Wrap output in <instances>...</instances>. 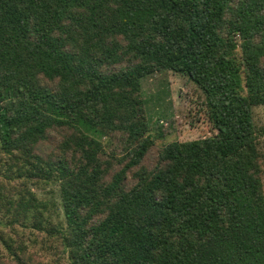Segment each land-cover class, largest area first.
Returning <instances> with one entry per match:
<instances>
[{"label":"trees","instance_id":"obj_1","mask_svg":"<svg viewBox=\"0 0 264 264\" xmlns=\"http://www.w3.org/2000/svg\"><path fill=\"white\" fill-rule=\"evenodd\" d=\"M163 70L216 132L150 159L138 104ZM260 105L264 0H0V211L69 264H264ZM16 234L0 264H44Z\"/></svg>","mask_w":264,"mask_h":264},{"label":"rangeland","instance_id":"obj_2","mask_svg":"<svg viewBox=\"0 0 264 264\" xmlns=\"http://www.w3.org/2000/svg\"><path fill=\"white\" fill-rule=\"evenodd\" d=\"M141 98L144 102L138 106L141 111H145L143 117L148 122L146 126L149 132L158 134L157 131L160 130L163 134L157 138L155 147L150 151V159L156 156L157 149L165 143L203 138L216 132L210 123L204 95L184 75L163 70L143 78ZM253 122L257 130L264 129V105L253 108ZM259 150L262 152L264 169V134L259 137ZM39 192L50 197L46 187ZM8 216L9 214L0 211V233L3 230L16 232L24 240H34L31 247L40 253L44 264H69L66 254L58 250L61 248L58 239L51 237L52 240L44 233L31 232L23 227L16 226L12 229L6 224ZM1 248L0 243V250Z\"/></svg>","mask_w":264,"mask_h":264}]
</instances>
